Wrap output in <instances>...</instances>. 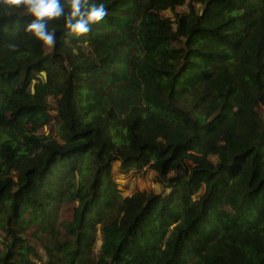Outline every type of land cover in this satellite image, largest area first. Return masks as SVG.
<instances>
[{
	"label": "trees",
	"instance_id": "16d2710c",
	"mask_svg": "<svg viewBox=\"0 0 264 264\" xmlns=\"http://www.w3.org/2000/svg\"><path fill=\"white\" fill-rule=\"evenodd\" d=\"M89 2L47 52L0 0V264H264V0ZM115 161L170 191L124 196Z\"/></svg>",
	"mask_w": 264,
	"mask_h": 264
},
{
	"label": "clouds",
	"instance_id": "9594fccd",
	"mask_svg": "<svg viewBox=\"0 0 264 264\" xmlns=\"http://www.w3.org/2000/svg\"><path fill=\"white\" fill-rule=\"evenodd\" d=\"M16 4H23L27 13L32 17L26 25V31L31 32L44 45L54 46L55 31H50L45 18L64 16L65 28L70 34L77 36L87 34L91 25L101 21L107 15L103 2H89V0H69L70 11L65 13L62 0H14Z\"/></svg>",
	"mask_w": 264,
	"mask_h": 264
},
{
	"label": "rangeland",
	"instance_id": "374dc122",
	"mask_svg": "<svg viewBox=\"0 0 264 264\" xmlns=\"http://www.w3.org/2000/svg\"><path fill=\"white\" fill-rule=\"evenodd\" d=\"M181 11L185 9V7L180 8ZM179 9V10H180ZM165 14L172 15L170 10H166ZM52 46L46 45L47 52L51 51ZM48 103L51 107L56 106V101L53 100L50 96L48 97ZM52 115V119L48 124H44L42 127L39 128L38 133L44 135H51L53 137H58V128H57V111L52 109L50 111ZM113 180L117 184V189L121 191L124 196H128L133 194L134 192L139 191H146V192H167L170 191V188H167L165 183L161 181L158 173L153 170L152 168L148 167V165H144L143 167H132L130 169H123L121 168V162L115 161L113 162V169H112ZM73 179V177H70ZM78 179V178H77ZM77 179L75 181V185H78ZM73 207V204L65 201L63 202L58 210L57 214V226L60 230L59 239L64 242L66 240V231L64 227L61 225L63 220L71 219L70 210ZM98 228L100 225H97ZM29 231L35 229L34 226H30ZM99 232L96 234L98 236ZM2 237L0 236V242ZM33 243L35 245L39 244V241L34 239ZM95 246V245H94ZM99 251L94 247L93 255L97 257Z\"/></svg>",
	"mask_w": 264,
	"mask_h": 264
},
{
	"label": "water",
	"instance_id": "95a60500",
	"mask_svg": "<svg viewBox=\"0 0 264 264\" xmlns=\"http://www.w3.org/2000/svg\"><path fill=\"white\" fill-rule=\"evenodd\" d=\"M35 82V81H34ZM34 90V88H32V91Z\"/></svg>",
	"mask_w": 264,
	"mask_h": 264
}]
</instances>
